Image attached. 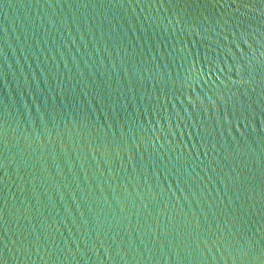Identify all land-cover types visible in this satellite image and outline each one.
Wrapping results in <instances>:
<instances>
[{"label": "water", "instance_id": "water-1", "mask_svg": "<svg viewBox=\"0 0 264 264\" xmlns=\"http://www.w3.org/2000/svg\"><path fill=\"white\" fill-rule=\"evenodd\" d=\"M0 264H264V0H0Z\"/></svg>", "mask_w": 264, "mask_h": 264}]
</instances>
